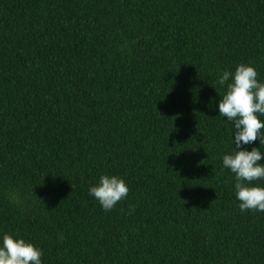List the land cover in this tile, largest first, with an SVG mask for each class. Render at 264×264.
I'll use <instances>...</instances> for the list:
<instances>
[{"label":"trees","instance_id":"16d2710c","mask_svg":"<svg viewBox=\"0 0 264 264\" xmlns=\"http://www.w3.org/2000/svg\"><path fill=\"white\" fill-rule=\"evenodd\" d=\"M241 63L264 83V0H0V242L41 264H264V212L223 167L218 77ZM105 174L129 187L111 211L89 194Z\"/></svg>","mask_w":264,"mask_h":264},{"label":"clouds","instance_id":"9594fccd","mask_svg":"<svg viewBox=\"0 0 264 264\" xmlns=\"http://www.w3.org/2000/svg\"><path fill=\"white\" fill-rule=\"evenodd\" d=\"M256 67L239 64L234 73L223 71L218 83L225 86L219 99L218 113L233 124L232 142L235 151L224 155L223 167L230 169L235 178L236 197L243 213L247 210L264 212V185L254 183L264 180V153L260 147L249 145L259 139L264 145V83L258 80ZM129 192L125 180L118 176L101 175L99 183L91 186L94 196L105 211H111ZM43 250L23 238L5 233L0 242V264H41Z\"/></svg>","mask_w":264,"mask_h":264}]
</instances>
